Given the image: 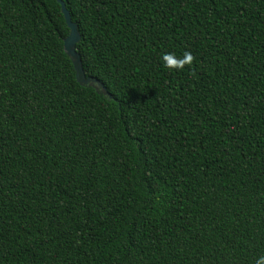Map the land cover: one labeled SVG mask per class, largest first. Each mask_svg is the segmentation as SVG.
Listing matches in <instances>:
<instances>
[{
  "label": "trees",
  "instance_id": "obj_1",
  "mask_svg": "<svg viewBox=\"0 0 264 264\" xmlns=\"http://www.w3.org/2000/svg\"><path fill=\"white\" fill-rule=\"evenodd\" d=\"M63 2L104 91L56 0H0V264H255L264 0Z\"/></svg>",
  "mask_w": 264,
  "mask_h": 264
},
{
  "label": "water",
  "instance_id": "obj_2",
  "mask_svg": "<svg viewBox=\"0 0 264 264\" xmlns=\"http://www.w3.org/2000/svg\"><path fill=\"white\" fill-rule=\"evenodd\" d=\"M60 5V11L63 15L65 23L69 29L67 36L63 38V50L69 56L72 61L73 67L75 69L76 79L84 85L95 86L96 88H101L102 91L105 90L103 84L97 81L92 77H85L83 74V69L81 66V60L79 54L77 53L75 46L76 43L80 40V35L77 29V24L71 20L69 11L65 7L63 0H56Z\"/></svg>",
  "mask_w": 264,
  "mask_h": 264
},
{
  "label": "clouds",
  "instance_id": "obj_3",
  "mask_svg": "<svg viewBox=\"0 0 264 264\" xmlns=\"http://www.w3.org/2000/svg\"><path fill=\"white\" fill-rule=\"evenodd\" d=\"M164 67L169 69H182L184 65H190L193 57L190 52L185 51L182 57H175L172 53H166L161 57ZM255 264H264V256L259 257Z\"/></svg>",
  "mask_w": 264,
  "mask_h": 264
}]
</instances>
